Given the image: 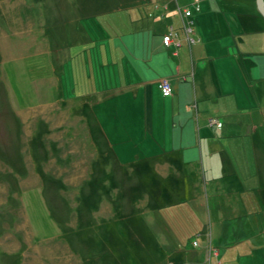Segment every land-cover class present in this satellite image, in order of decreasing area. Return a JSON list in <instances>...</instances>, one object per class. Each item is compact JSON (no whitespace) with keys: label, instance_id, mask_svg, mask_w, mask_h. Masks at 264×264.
Wrapping results in <instances>:
<instances>
[{"label":"rangeland","instance_id":"rangeland-1","mask_svg":"<svg viewBox=\"0 0 264 264\" xmlns=\"http://www.w3.org/2000/svg\"><path fill=\"white\" fill-rule=\"evenodd\" d=\"M159 1L0 0V264H85L87 256L97 258L94 264H264V228L258 232L249 219L252 198L258 199L264 226L259 193L264 190V92L250 67L240 66L246 58L227 26L221 37H230L217 42L213 52L221 89L211 85L201 92L205 99L195 100L198 93L188 102L195 142L176 195L169 196V174L179 171L160 158L156 163L166 175L162 185L169 203L145 205L151 195L138 190L143 184L138 173L146 163L124 168L129 179L124 197L116 187L109 192L112 178L120 185L122 176L111 158L101 164L97 184L88 179L92 162H102L104 135L115 156L129 163L162 154L161 146L178 134L170 113L185 103L175 97L153 92L149 130L143 117L123 114L125 107L144 109L143 89L135 94L139 85L132 81L167 74L159 64L162 53L154 48L161 35L167 33L164 46L179 45L177 37L191 46L195 13L208 12L210 31L215 13H239L244 7L239 0H196L194 7L191 0H178L191 10L187 42L186 21L177 13L163 18ZM245 6L263 24L257 0ZM8 20L21 27L11 28ZM223 45L234 54L226 55ZM255 75L261 77L259 67ZM171 94L166 78L164 95ZM162 113L164 121L158 122ZM149 184L154 188L153 181ZM135 224L139 230L129 235L127 228ZM143 235L149 241L142 242ZM106 239L110 243H102Z\"/></svg>","mask_w":264,"mask_h":264},{"label":"crops","instance_id":"crops-1","mask_svg":"<svg viewBox=\"0 0 264 264\" xmlns=\"http://www.w3.org/2000/svg\"><path fill=\"white\" fill-rule=\"evenodd\" d=\"M175 5L176 0H160L159 7L157 10L161 13L163 18L170 19V17L174 16V14L177 13L175 11ZM226 6L229 7L230 5ZM233 7L234 8L232 9H235V5ZM202 12L205 11L203 10L201 12L195 13L194 15L193 25L195 27L193 29L194 34L192 35V37L195 38L196 41L191 46L185 47L184 45H188V43H184L183 41H181L180 37H177L180 41L179 45L173 44L171 46H164L161 38L158 46L154 47L156 48V52L162 53V59L159 64L167 70V74L158 76L157 78L151 80H144L141 82L132 81V83H137L139 85V87L133 89L135 94H137L140 89H143V99L145 101L143 112L140 109L134 107H125L123 111V114L128 116L143 117L145 129L149 130L153 128L151 111V99L153 97V92H160L161 96L164 98L175 97L177 100L185 103L183 110H174L170 113L172 126L174 129H177L179 131L178 134H175L174 138L171 139L170 144L168 146H161V148L165 149L162 154L153 155L149 157L145 156L135 161L127 163L126 161L121 160L119 156H115V153L110 150L111 148H109L110 146H108L106 137L102 132V134L104 135L103 139L105 140L103 141L102 139L100 145L103 146L104 152L101 160L102 162H98V166L95 168V171L99 173L101 169V164L107 163V161L111 158L110 161L112 162V164L116 165V167L121 171L120 173L122 174L120 178V185H116L115 178H112V182L109 184V192L112 193V191H114L116 187L115 192H119V190H121L120 195L123 196L124 194L122 192L124 190L126 193L128 189L127 181L129 180L127 175L123 173L124 168L133 163L139 165L146 163L145 167H140L141 170H139L138 173L139 179L143 181V184L139 183L138 190H142L144 194L145 192H147L154 198L155 204H158L153 205L155 208L159 207L160 205L162 206V204H168L169 201L165 197L166 188H164L165 185H162V182L166 175H163V173L158 171V168H156V163L159 162L158 159L160 158V163L164 165L166 164L168 166L170 164L177 171H179V173L177 172L175 174H169L170 176H172V181L169 186L173 188V190L170 189L171 193L169 194V196H174L177 194L176 188L179 187L186 173L188 172L187 165L189 163H187L188 160L186 159L187 150L190 149L192 147V143L195 142V140L191 139L193 133V114L188 102L192 100L193 94L196 95L198 93L199 97H195V100L205 99L207 96L203 97L201 92L205 88H209L211 85L218 89H221V87L219 86L220 79L217 77L218 75H220V71H218V69L220 68V63L218 56H216L213 52L216 50L215 47L217 42L224 44L222 40L226 37L221 36L225 32V26L228 27L229 31L232 29V37L234 38V42L238 50L240 51V54H244V56L246 55L248 58L245 62L241 60L240 66H244L246 68L250 67L253 78L258 80L260 84L264 83V22L262 24L257 17L251 16L252 11L248 12V14H243L242 12L237 13L236 11H234L230 12V15L228 14V12H222L217 14L215 13V15H213L214 22L212 24L211 30L209 31V29H207L210 23L208 12ZM210 12L211 11H209V13ZM146 13H149V11H147ZM235 28H237V30H235ZM214 33L216 34V38ZM165 34L167 33H163L162 37H164ZM173 37H175V35H172V38ZM238 37L239 39H237ZM213 39H216L214 42L215 46L213 45ZM186 48L190 53L191 58H188ZM220 48L221 50H223V52H227L226 55L228 56L234 54L233 52L231 54V51L229 49L230 46L223 45ZM100 50L104 52L103 46L100 48ZM115 52L116 49L114 47L111 48L110 57L113 60L117 56ZM251 53L260 55L262 57V60H257L255 63H252L251 58L248 56ZM234 56L238 58L236 53ZM231 64L233 67H236L235 63ZM257 67L260 68V78L255 75V70L257 69ZM135 75L139 76L140 73H135ZM202 77H205V81H203L204 83H207V85L203 83ZM163 78H167L172 86V94L169 96L163 95V93L158 87V80ZM113 114L114 111L112 110L110 115L113 116ZM163 121L164 114L162 113L161 117L158 119V122ZM177 122L178 125L176 124ZM223 127L224 124L222 122L221 132H223ZM197 132H199L200 135L196 141H198L200 145H203L202 142L204 135V127L202 126V128L199 130L197 129ZM219 146V152L223 153L225 161L230 162L231 160H229V155H227L224 149L225 145L219 144ZM167 147L169 148L166 149ZM229 148L233 152L234 145L230 144ZM151 163H154V167L151 165ZM147 169H151V172L147 173ZM151 181L154 182V188H152L149 184V182ZM259 193L261 196L260 200L264 201V190H260ZM79 195L81 197L84 196V192L80 191ZM257 200L258 199L252 198V202L255 203H253V205H250L251 217L249 219L251 221V226L256 224V226L254 225L253 227L259 229V232L260 229L264 228V226L260 224L258 220V216L262 214V212L260 211V207H258L259 203ZM180 202L181 201L174 204V206L178 205ZM146 204L147 200L145 201V205ZM258 232H256L255 234L257 235ZM249 255L252 254L250 253ZM230 261L231 260H229L227 264H230Z\"/></svg>","mask_w":264,"mask_h":264},{"label":"bare ground","instance_id":"bare-ground-1","mask_svg":"<svg viewBox=\"0 0 264 264\" xmlns=\"http://www.w3.org/2000/svg\"><path fill=\"white\" fill-rule=\"evenodd\" d=\"M223 1V0H222ZM241 3L244 1V7L242 8V13L243 14H246V13H248V12H250L251 11V9H248L246 6H245V4H246V2L248 1V0H239ZM264 1V0H263ZM178 0H176V5H175V11L177 12V14H179V16H180V18L182 19V21H183V23H184V28H185V34H186V41L188 42V36L192 33L191 32V30H189V27L188 26H186V24L189 22V19H188V15H189V12L191 11H188L187 12V10H186V7L185 8H181L179 5H178ZM197 1L196 0H191V6L192 7H194V5H195V3H196ZM228 5V4H227ZM231 6H234V4H232ZM256 10H257V8H256ZM1 11L2 10H0V14H1ZM259 14V13H258ZM187 16V17H186ZM261 18H262V20L264 21V17H263V15L261 14ZM191 20H192V16H191ZM9 21V20H8ZM9 26L11 27V28H14V27H21V24H17L16 26L14 25V23L12 22V21H9ZM194 26V25H193ZM0 34H1V32H0ZM6 36V35H5ZM176 36V35H175ZM227 37H230V35H227ZM226 37V38H227ZM161 38H162V41H164V37H162V35H161ZM175 37H171V40L173 41V39H174ZM6 39H8V38H6ZM176 40H178V38H175ZM4 53H5V51H4ZM3 53V54H4ZM242 55V57H245L246 59H248L247 58V56L245 55L244 56V54H241ZM250 58H251V61H252V63H255L258 59H259V55L258 54H255V53H251V54H249L248 55ZM3 58V57H2ZM165 84H166V78H163V79H159L158 80V87H159V89H160V91L163 93V95H164V86H165ZM214 91H216V89L214 88L213 89ZM258 90H261V91H263L264 92V83H259V87H258ZM71 123H75V120H72V122ZM77 145V144H76ZM93 158V157H92ZM91 166V170H90V172L88 173V179H90V181H94L96 184L98 183V181H99V178L101 177V176H99V174H98V172H96L95 171V168L98 166V162H96V161H93L92 162V164L90 165ZM88 179H86L85 180V182H84V185H85V183L87 182V180ZM81 192H83L84 191V189H81L80 190ZM89 195L91 194L90 193V190L87 192ZM80 196V195H79ZM81 197V196H80ZM120 203V201H117V204H119ZM146 205H158V204H155V202H154V198L151 196V197H149L148 199H147V204ZM111 209H113V208H111ZM147 210V209H146ZM148 211V210H147ZM132 222H136L135 220H132ZM75 227H77V226H75ZM141 241L142 242H144V241H149V239H148V237H145L144 235L142 236V238H141Z\"/></svg>","mask_w":264,"mask_h":264},{"label":"trees","instance_id":"trees-1","mask_svg":"<svg viewBox=\"0 0 264 264\" xmlns=\"http://www.w3.org/2000/svg\"><path fill=\"white\" fill-rule=\"evenodd\" d=\"M137 230H139L138 229V226H137V224H135V227H133V228H127V231H128V234L129 235H131L132 233H133V231H137ZM107 242L108 243H110V241H107V239L105 240V241H102V243H104V244H107ZM131 243V242H130ZM114 246V245H113ZM94 253H95V251H94ZM96 259L97 258H89V256H87L86 258H85V264H94V262L96 261ZM146 263V262H145ZM144 263V264H145ZM84 264V263H83Z\"/></svg>","mask_w":264,"mask_h":264},{"label":"water","instance_id":"water-1","mask_svg":"<svg viewBox=\"0 0 264 264\" xmlns=\"http://www.w3.org/2000/svg\"><path fill=\"white\" fill-rule=\"evenodd\" d=\"M257 6H258V10L260 11V13L264 17V1L263 0H257Z\"/></svg>","mask_w":264,"mask_h":264},{"label":"built area","instance_id":"built-area-1","mask_svg":"<svg viewBox=\"0 0 264 264\" xmlns=\"http://www.w3.org/2000/svg\"><path fill=\"white\" fill-rule=\"evenodd\" d=\"M164 91H165V86H164Z\"/></svg>","mask_w":264,"mask_h":264}]
</instances>
